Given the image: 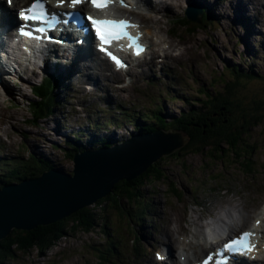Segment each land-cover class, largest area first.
<instances>
[{
  "label": "rangeland",
  "instance_id": "obj_1",
  "mask_svg": "<svg viewBox=\"0 0 264 264\" xmlns=\"http://www.w3.org/2000/svg\"><path fill=\"white\" fill-rule=\"evenodd\" d=\"M208 1L203 9L209 14L213 25L204 24V27L194 33H188L186 27H179L175 30L176 34L170 32L173 28L172 22L187 13L188 4L185 2L169 8L174 7L180 15L169 19L164 9L159 13L154 12L159 6L153 2L151 4L153 8H149L147 15L154 16L159 21L160 27L155 28L150 24L147 36L151 46L155 47L154 54L164 58H146L137 63V67L132 71L135 81L131 86L113 83L115 87L108 89L106 85L111 84L110 79L113 77L105 71L102 75L103 85L99 87L97 94L82 86L81 81L85 78L76 75L72 77L71 85L67 84L69 91L64 87V94L59 96L64 83L62 77H59L58 89L54 92L59 105L49 120H44L38 125L26 123V120L32 119L27 102L35 100L30 90L31 86L40 84L41 73L44 72L41 71L33 76L31 83L26 87V97L16 91L10 101L4 102L6 105H13L12 109L0 110V168H7V164L13 161L16 155H25V158L34 155L39 160L53 163L56 169L61 168L66 171L65 173L72 174L74 162L63 150L64 146L69 151L72 149L67 143L69 139H76L89 146L90 139L93 142L105 136L111 140V137L115 136L114 146H117L124 144L138 133L132 124L125 122L124 114L139 118L145 113L150 114L157 110V107H162V115L167 122L172 123L184 112L202 110L205 102L221 91L223 87L221 81L228 79L230 67H238L241 74L256 78L241 80L240 91L232 99L240 101V108L244 110H254L257 104L261 103L260 110H263L264 114V78H261L264 77V12L254 5L253 13L258 20L255 25L250 26L253 13L247 12L246 20H241L242 16L238 17L235 14L237 8H234L233 4L229 5V10L223 5L233 3L232 0ZM1 2L4 4V0ZM214 3L218 4L212 8ZM5 12L10 13L7 10ZM225 21L227 23L223 24L222 22ZM155 32L157 34L161 32L164 45L156 42ZM166 33L172 35L171 40ZM182 36H187L189 41L181 39ZM170 44L179 49L172 52ZM248 46L253 49L248 50L246 48ZM169 51L173 55L178 54L177 56L182 53L181 57L185 61L177 64L169 61L168 57L165 58V52ZM20 75V79L13 77V83L5 81L6 85L17 88L23 82L22 78L25 79L24 77L29 74L20 70ZM201 89L207 90L208 93L200 92ZM0 106H3L1 101ZM7 116L6 124L3 119ZM52 119H56L57 123L55 120L48 123ZM17 120L18 124L14 129L16 134H14L11 123ZM107 121H110V125H106ZM145 123L149 124L147 121ZM89 125L91 127L87 129ZM5 128H7L6 133H4ZM80 128L87 130L80 131ZM170 131L175 130L171 129L167 132ZM79 133L84 136L78 135ZM251 133L249 140L254 149L249 148V154L243 156L251 158L258 166L255 174L244 173L229 156H225L221 161L211 158L208 154L197 155L190 153L189 150H178L179 155H175L178 152L176 151L174 155L163 157L165 159L161 165L164 167L166 178L161 182H147L142 188L144 191L142 204L150 208L146 215H136L142 206L132 210L126 207V211L133 215L131 217L133 220L117 215L115 210L108 212L109 208H107L108 220L106 217L103 220L99 219L95 231L88 234L82 232L69 234L43 255L38 249L28 253L16 252L3 264H100L101 253L102 256L107 257L106 254L112 252L114 247H119L121 250L119 264H131L135 252L134 239L136 241L140 237L141 230L144 229L149 233L145 236L150 239L156 235L160 244L168 243L162 235L164 236L166 228L172 223L176 225L174 220L177 219L178 222L181 221V227L175 236L178 241L179 239L184 241L181 236H191V239L197 238L196 241L206 244L201 242L202 237H197L198 234H203L197 228L208 216L217 219L226 213L218 224H215V227L224 226L219 227L220 230L229 227L227 224L232 223L233 220L242 223L238 231L245 226H251L256 208L260 207L264 196V121L261 126L253 128ZM172 184L182 193L181 196L173 195ZM123 204L127 206L124 201ZM96 205L91 207L106 215L103 209ZM260 212L264 215L263 208H260ZM248 215L250 221L248 223V219L244 225L242 216ZM111 221H113L111 225H105ZM216 229H210V232ZM135 233L139 235L135 237ZM217 239L220 240V236ZM211 240H214L212 235ZM201 244L197 243L198 246ZM160 246L155 243L147 245L141 241L139 249L141 254L134 264H140L141 261L144 264L148 259L152 264L156 261L154 252L164 249ZM205 248L207 251V244ZM201 254L202 252H199L198 256Z\"/></svg>",
  "mask_w": 264,
  "mask_h": 264
},
{
  "label": "trees",
  "instance_id": "obj_2",
  "mask_svg": "<svg viewBox=\"0 0 264 264\" xmlns=\"http://www.w3.org/2000/svg\"><path fill=\"white\" fill-rule=\"evenodd\" d=\"M172 23L173 31L179 27H187L186 31L188 33H194L197 29L204 27V24L213 25L206 11L199 24L191 21L187 13L181 16V18L173 20ZM229 71L228 79L226 78V80L221 81L223 86L221 91L215 96H211L205 102L202 110L184 112L172 123L167 122L162 115V107H157V110L150 114L145 113L144 116L141 115L139 118L124 114L123 119L125 122L132 124L134 129L142 131L143 133L157 130L169 131L171 129L182 132L189 137L190 141L181 151L189 150L190 153L197 155L208 154L211 158L221 161L224 160L225 156H229L235 160L236 165L243 172L246 174H255L258 166L252 162L251 158L244 156L249 154V148L254 149V146L250 144L249 140V137L252 136L251 131L253 128L261 126L264 121L263 110H260L262 104L258 103L254 110H244L240 108L241 102L233 100L232 98L240 91L241 80L256 78L254 76H248L247 74H241L238 67H230ZM58 84V77L56 79L49 78L41 87L39 86L33 89L36 98L29 102L27 106L32 117L31 120H26L27 124L38 125L40 122L50 119L59 105L54 94L56 89H58L56 87ZM54 87L56 88L54 89ZM200 92L208 93L205 89H201ZM146 121L149 124H146ZM107 124L110 125V121H107ZM67 143L69 146H72V149L69 151L64 146L63 150L72 161L75 155L84 151L87 146L76 139H69ZM242 143L243 145H241ZM114 144L115 142L113 140H109L108 137L104 136L102 139L94 140L91 145L94 147L100 146L101 148L111 147ZM55 147L59 148L60 146ZM179 153L178 151L175 155H179ZM25 157V155H16L13 161L7 164V168H0V189L7 184H19L24 180L37 178L42 173L56 168L53 163L45 162L43 159L39 160L34 155ZM164 159H160L152 164L148 171L136 180L119 182L106 198L96 203V206L101 207L106 215L97 212L92 207H86L62 221L47 226H38L31 232L14 230L9 237L0 241V264H3V262L16 252L28 253L33 249H38L43 255L45 252L57 246L62 239L67 238L69 234H76L77 232L88 234L95 231L98 226V221H100L99 219L103 220L108 215L107 208H109L108 212L115 210L117 215L133 220L131 218L133 215L126 211L127 208L132 210L142 206L136 215H146L149 207L142 204V195L144 194L142 188L147 182H161L166 178L164 176V167L161 165ZM171 188H173L171 192H173L174 196L179 197L182 195L174 185ZM123 201L127 206L123 204ZM106 220H108V217H106ZM111 223L113 221L105 223V225H111ZM136 235L139 234L135 233V237ZM139 241L140 237L136 240V245L134 246V256L136 259L140 255L137 246ZM120 254L121 250L119 247H114L112 252L106 254L107 257L102 256L101 253L100 260L102 259V262L100 264H119ZM136 259L132 260L131 264Z\"/></svg>",
  "mask_w": 264,
  "mask_h": 264
},
{
  "label": "water",
  "instance_id": "obj_3",
  "mask_svg": "<svg viewBox=\"0 0 264 264\" xmlns=\"http://www.w3.org/2000/svg\"><path fill=\"white\" fill-rule=\"evenodd\" d=\"M199 15L193 8L187 11L193 22H199ZM189 141L182 132L139 131L124 144L86 148L76 154L72 174L55 168L37 178L4 185L0 189V241L14 230L31 232L95 205L116 184L136 180L152 164L183 149Z\"/></svg>",
  "mask_w": 264,
  "mask_h": 264
},
{
  "label": "bare ground",
  "instance_id": "obj_4",
  "mask_svg": "<svg viewBox=\"0 0 264 264\" xmlns=\"http://www.w3.org/2000/svg\"><path fill=\"white\" fill-rule=\"evenodd\" d=\"M16 1H19V0H14V2ZM53 1H56V0H53ZM141 3H143L147 8H150L151 7V0H140ZM208 0H156V4L157 6H159L158 9H155V12L159 13V11H161L162 9L166 10L167 11V14H166V17L169 18V19H172V18H175V17H178L180 16L178 14V12H176L177 9H175L174 7L172 9H169L171 8L172 6L174 5H177V4H182V3H187L188 6H186L187 8H190V6L192 5H197V6H202V7H206L205 4ZM218 2H222L221 0H217ZM200 2V4H198ZM209 2V1H208ZM227 2H229L227 0ZM233 3H228V4H223V5H226L228 8H226L227 10H229V5L230 4H233L234 5V8H237L235 14L240 17H241V20H246V17H245V14H247V12H251L253 13L254 9H252V7L255 5L257 7H260L261 10L264 12V0H232ZM140 3V5H141ZM192 3V4H190ZM218 4V3H217ZM217 4H213L212 8H214ZM231 6V5H230ZM180 7V6H179ZM179 11V10H178ZM230 13V12H229ZM259 14V13H258ZM227 15V14H226ZM253 16H254V13H253ZM226 17V16H225ZM224 17V18H225ZM149 23L151 25H154L155 28L156 27H160V24L158 23L159 21L154 17V16H146L145 17ZM227 18V17H226ZM229 19V18H228ZM252 20H250V26H253L257 23V16H254L253 18H250ZM221 21V20H220ZM223 24L227 23V21L225 22H222ZM206 25V24H205ZM197 27V26H196ZM187 28V27H186ZM227 28V27H226ZM253 28V27H252ZM251 28V29H252ZM173 29V28H172ZM195 29V28H194ZM228 29V28H227ZM174 30V29H173ZM149 31V30H148ZM148 31H145L147 33H149ZM189 31H191V29H189ZM233 31V30H232ZM10 32H7L5 35H9ZM157 33L155 32V38L157 37ZM181 39H184L185 41H187L189 38L187 36L183 37ZM180 39V40H181ZM189 41V40H188ZM169 47V46H168ZM248 50L249 48H252L251 46H248L246 47ZM170 49L172 50V52L176 51L179 49V47H176V46H172L170 44ZM174 49V50H173ZM170 50V51H171ZM165 52V58L168 57L169 61L173 62V63H178V62H182V61H185L183 57H181V54H179V56H177L178 54H175L173 55L171 52ZM70 56V55H69ZM176 57L178 59H176ZM66 60H68V62L66 63ZM187 62V61H186ZM169 63V62H168ZM109 66L107 63H105L104 61L102 60H97L96 63H93L91 62L90 60L88 59H82L80 58L78 55H77V58L76 57H72V58H69V57H65V60L64 62L61 61V60H54L53 58H51L50 56H48L45 60V67L43 70L44 71V74L45 75H49L51 73H55V74H58L62 77V81L64 82L63 85H62V89L60 90V95H63V88L65 87L67 89V84L70 83L72 77L76 76L77 74L78 75H81L83 77H85L86 79H89L94 85H95V88H94V92L97 94L98 90H99V87L102 86V78H104L102 75L104 74V72L106 71V67ZM20 68V61L17 62V65L15 66V71H18ZM27 73V72H26ZM39 73V71H32L30 72L29 75L25 76V83H22L17 89L15 88H11L9 86H5L4 90L3 89H0V101H1V104L4 105V102L7 103V101H10L13 97V94L17 91L20 93L21 96L23 97H26V87H28V83H30L33 79V76H36L37 74ZM43 74V75H44ZM42 75V76H43ZM116 76L118 77H121V74H116ZM71 85V83H70ZM82 86H84V83L82 82L81 83ZM86 86V85H85ZM88 88V86H86ZM106 87L108 89H110L111 87H115L114 85L112 84H108L106 85ZM70 89H71V86H70ZM89 89V88H88ZM31 92L32 94H34L33 90H32V87H31ZM90 90V89H89ZM67 91H69L67 89ZM79 91V90H78ZM66 97V96H65ZM110 100H113L112 97H109ZM5 103V104H6ZM1 107V106H0ZM6 109H10V107L8 106H5ZM150 111V110H149ZM49 120V119H48ZM56 121L57 123V120L56 119H52L50 121H48V123H51L53 121ZM123 122V121H122ZM148 122V121H147ZM59 123V121H58ZM18 124V120L11 123V127L13 129V133L16 134V131L14 130L16 125ZM119 125V124H118ZM121 126V125H120ZM124 126V125H123ZM7 131V128H5L4 132ZM167 131V130H166ZM155 132V131H154ZM17 134H21L20 132H17ZM22 135V134H21ZM134 136V135H133ZM114 139L116 138L115 136L113 137ZM186 147V146H185ZM184 149V148H183ZM189 152V151H188ZM197 206V205H196ZM150 209V208H149ZM149 211V210H148ZM181 217L184 218V216L181 214ZM249 219V220H248ZM242 220H244V225H245V222H247L248 220V223L250 221V218H249V215L246 217V216H242ZM240 221V220H239ZM174 222L176 223V225L174 223H172L168 228H166V232L164 234V236L162 235V237L167 240L168 243H164V244H160V241L157 239V236L154 235L153 238L150 239V237H147L145 236L146 234H149L146 232V229L144 230H141L140 232V235L142 236V241L144 243H146L147 245L150 244V245H153L155 243V245L159 246H167L165 249L168 250L169 252H171V256H170V259L173 257V261H177L178 258H180V255L177 256L175 255V250H177V245L179 244L178 242V239L175 238V236L178 234L177 230L180 229L181 227V221L178 222V220H174ZM241 222V221H240ZM242 224V223H241ZM240 223H237V222H233L232 223H228L227 225L229 227H227L226 229H222L223 232L220 233V234H217L215 232L212 233V238L213 239H217L220 235H222L223 233L224 234H233V235H236L238 234V232H241L242 230H246L248 227H244L243 229H240L238 231V229L240 227H242ZM197 225V223L195 224ZM203 226V225H202ZM264 226V225H263ZM200 231H202L200 229ZM203 232V231H202ZM196 233H194L195 235ZM204 234V233H203ZM199 244H201L200 242H198ZM205 245L206 244H201L200 246L197 245V243L193 242V240H191L190 243H188V249H186L185 251H181V256H185L187 257L188 261L190 260V255H189V251H193V254H192V257L193 258H196V261H199L198 260V253L199 252H202L205 253L206 252V248H205ZM160 246V247H161ZM169 247L171 248V250L169 249ZM261 257L264 258V256L261 255ZM186 260V259H185ZM259 263L263 264L264 261H258ZM257 262V263H258ZM151 263V260L148 259L144 264H150ZM257 263H253V264H257ZM152 264H157L156 261H153Z\"/></svg>",
  "mask_w": 264,
  "mask_h": 264
},
{
  "label": "snow or ice",
  "instance_id": "obj_5",
  "mask_svg": "<svg viewBox=\"0 0 264 264\" xmlns=\"http://www.w3.org/2000/svg\"><path fill=\"white\" fill-rule=\"evenodd\" d=\"M11 3V0H8ZM67 0H57V6H63ZM117 0H70V3L73 7L83 4L91 3V5L98 10L103 11L112 4L116 3ZM47 0H34L33 4L28 8L23 10L20 15L21 18L25 21L37 22L41 25L47 24L49 27L57 21L55 14H49L46 7ZM119 3L123 7H130L127 3V0H119ZM86 19L93 26L95 33L102 45L110 46L113 42H118L124 39L129 41L128 47L135 50V55L139 56L144 51L145 48L141 43L140 36L134 35L130 29L138 28L139 25L132 23L127 19H109V18H96L92 15H88ZM47 29L43 26L36 27L35 29H28V26H22L21 35L24 37L32 39H41V35H35V33L45 34ZM102 51H105L106 54L116 63L118 67H125L126 64L121 58L116 56L113 52L109 50L108 47H102ZM257 225L260 224V221H256ZM256 233L252 231H245L241 233L238 237L230 240L224 245L222 250H219L217 253L213 254L219 257L215 264H230L231 258L226 253L231 254H247L255 249V244L252 242L253 237ZM213 255H208L207 258L203 261V264H210L213 261ZM158 258L159 257L158 254Z\"/></svg>",
  "mask_w": 264,
  "mask_h": 264
}]
</instances>
